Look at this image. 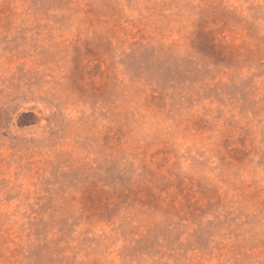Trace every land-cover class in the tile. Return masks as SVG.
<instances>
[{
    "label": "rangeland",
    "instance_id": "374dc122",
    "mask_svg": "<svg viewBox=\"0 0 264 264\" xmlns=\"http://www.w3.org/2000/svg\"><path fill=\"white\" fill-rule=\"evenodd\" d=\"M0 264H264V0H0Z\"/></svg>",
    "mask_w": 264,
    "mask_h": 264
}]
</instances>
